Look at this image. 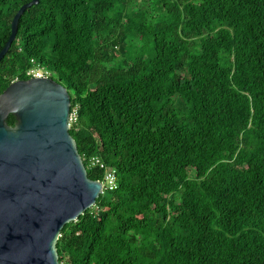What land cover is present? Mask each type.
Masks as SVG:
<instances>
[{
  "label": "trees",
  "instance_id": "obj_1",
  "mask_svg": "<svg viewBox=\"0 0 264 264\" xmlns=\"http://www.w3.org/2000/svg\"><path fill=\"white\" fill-rule=\"evenodd\" d=\"M27 1L0 0V49ZM32 63L70 94L88 177L116 171L61 264H264V0H38L0 92Z\"/></svg>",
  "mask_w": 264,
  "mask_h": 264
},
{
  "label": "water",
  "instance_id": "obj_2",
  "mask_svg": "<svg viewBox=\"0 0 264 264\" xmlns=\"http://www.w3.org/2000/svg\"><path fill=\"white\" fill-rule=\"evenodd\" d=\"M37 2L14 13L0 59L15 39L20 15ZM69 114L70 94L51 76L17 78L0 92V264H61V228L102 193L69 133Z\"/></svg>",
  "mask_w": 264,
  "mask_h": 264
},
{
  "label": "built area",
  "instance_id": "obj_3",
  "mask_svg": "<svg viewBox=\"0 0 264 264\" xmlns=\"http://www.w3.org/2000/svg\"><path fill=\"white\" fill-rule=\"evenodd\" d=\"M26 75L34 77H50V73L47 69L41 70L39 68H29L26 71ZM17 79V78H15ZM13 79V80H15ZM76 111L73 110L69 114V125L72 121H75ZM88 167H98L104 170L103 179L99 180L102 185V191L104 189H114L116 187V171L114 167L107 166L98 156H91L87 158Z\"/></svg>",
  "mask_w": 264,
  "mask_h": 264
},
{
  "label": "rangeland",
  "instance_id": "obj_4",
  "mask_svg": "<svg viewBox=\"0 0 264 264\" xmlns=\"http://www.w3.org/2000/svg\"><path fill=\"white\" fill-rule=\"evenodd\" d=\"M31 68H39V69H41V70H44V69H46V66H44V65H38V64H35V63H32V67ZM52 78L53 79H56V76L55 75H52Z\"/></svg>",
  "mask_w": 264,
  "mask_h": 264
}]
</instances>
